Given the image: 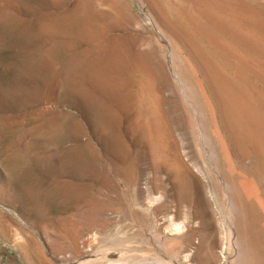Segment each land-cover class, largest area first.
Returning a JSON list of instances; mask_svg holds the SVG:
<instances>
[{"label":"rangeland","instance_id":"rangeland-1","mask_svg":"<svg viewBox=\"0 0 264 264\" xmlns=\"http://www.w3.org/2000/svg\"><path fill=\"white\" fill-rule=\"evenodd\" d=\"M263 100L264 0H0V264L180 258L200 236L157 240L156 222L176 200L157 210L153 187L184 204L206 194L221 219L211 197L213 186L223 194L220 140L230 143L237 118L248 128L251 113L264 120ZM237 140L254 165L252 146ZM88 204L109 217L91 256L51 259L46 239L88 226L75 216ZM35 242L45 251L31 263Z\"/></svg>","mask_w":264,"mask_h":264},{"label":"bare ground","instance_id":"bare-ground-1","mask_svg":"<svg viewBox=\"0 0 264 264\" xmlns=\"http://www.w3.org/2000/svg\"><path fill=\"white\" fill-rule=\"evenodd\" d=\"M224 7H226V6H224ZM225 26H227V25L225 24ZM228 28H230V27H228ZM249 38H251V37L249 36ZM213 40H215V39H213ZM253 44H255V43H253ZM217 52H219V51H217ZM222 58L224 59V57H222ZM245 82H246V80H245ZM223 83L225 84V82H223ZM248 85H250V84H248ZM236 88L238 89V87H236ZM250 91H251V89H250ZM235 93H236V91H235ZM244 97H246V96H244ZM226 98H228V97L226 96ZM261 99L262 98H260V101H261ZM240 100L241 99L239 97L236 99V101H240ZM232 107H235V106H232ZM232 109H234V108H232ZM249 109H250V107H249ZM247 111H248V109H247ZM239 112H241V111H239ZM230 113H232V111ZM236 113L237 112L235 110V115H234L235 117H236ZM232 115H230V116H232ZM256 115L252 114V113L250 115L251 116V122H250V119L248 120V124L250 126H252V127L249 126L250 128H248L245 125L246 123L245 124L242 123L241 122L242 120L240 121V118H239V120L237 118L236 122L234 123L237 126V133L234 134L232 137L230 135H228L229 140H230V143H229L230 145L228 144L226 146L224 143V140H222V139L220 140V138H219V140L221 141V149H220L219 153H220L222 160L224 161V163L226 165V169L224 171L225 174H222V177L220 176V178H219L220 185H221V188L223 190V194L219 196V193H218L216 187L213 186L211 197L215 201V204L217 205V207L219 208V215L221 216V219H219V220L216 219L214 211L212 210V207H211L210 200L207 197H205L206 194L203 197H200L198 199V201L194 204H184L182 199H178L179 200L178 201L177 199L173 198L172 192L168 193L166 189L159 190L157 187H153L152 196H149L148 199H149V201H152V202H155V201L158 202V206L156 207L157 210L160 208L162 209L163 207H165L166 209L169 208V204H170V202H172V199L174 200V202L176 200V203H175L176 205L173 204L175 206L174 209H172V210L170 209L171 211L167 209L166 213L163 212V213H165V214H162L163 217L160 216L161 218L159 217V220L156 222L155 235L157 237V240L163 245L167 241L172 240V239H175V240L179 239L183 243H188L189 238L195 234L199 235L200 239H199V242L197 241L198 243L192 249H187L188 250L187 252L183 253L181 255V257L179 256L180 258L177 257L178 255L177 256L176 255L170 256L168 254H164L163 256L153 258L150 262H153L156 264L157 263L168 264L170 262L175 263V264H180V261H183L184 264H223V261H225V264H229L231 262V258H233L232 251L234 250V252H235L234 256L236 259L235 264H264V120L261 118L257 119ZM247 118H248V116H247ZM231 119H233V117ZM226 131H227V129H226ZM240 135L242 136L243 140H245L246 144L251 145L253 150L256 152L255 154L257 156V159H256L255 164L253 163L254 165H252V166H249L248 164L245 163L246 162L245 158L247 157V154L249 153L248 147L242 145L244 143H242L238 140L235 141L237 139V137H239ZM226 144H227V142H226ZM184 155H186V154H184ZM172 156H173V160H174L175 164L178 165V168L180 169V171L181 170L182 171H189L187 162L184 160L182 154L178 150H175V153H173ZM171 167H173V166H171ZM190 172H191V170H190ZM192 176H193L194 181L196 182L197 186H199L197 189L200 188L201 190H204V188L207 185L202 180L201 176H198L195 173H192ZM184 183H185V181H184ZM229 185L231 186V188H230L231 192H227V190H226V187H228ZM195 189H196V186H195ZM228 191H229V189H228ZM197 197H199V196H197ZM93 198L94 197H92V199ZM99 199L97 198L98 202H100ZM87 201L88 200H86V203H84V204H87ZM101 202H103V200H101ZM105 202H104V204H105ZM139 202H141V201H139ZM107 203H108V201H107ZM94 204H95V202H94ZM101 204H103V203H101ZM88 206H89V204H88ZM106 207H107L106 208V210H107L109 207L108 206H106ZM151 207H153L155 209V205H153ZM170 207H172V206H170ZM89 208H90V206L88 207V209ZM149 208H148V210H149ZM83 209H84V207H83ZM88 209L87 210L84 209V210L88 211ZM94 209H96L98 211L97 208H94ZM113 209H110V210H112L111 213L109 211L110 214H112L114 212ZM114 210L117 211V209H114ZM164 211H165V209H164ZM77 212H76V214H77ZM149 212H147V213H149ZM159 212H161V211H159ZM99 213H100V211H99ZM80 214H81V216H79V214L75 215V216H77L78 220H82V221L85 220V222H87V225H88V222H91L88 226H85V227L79 226L78 229L74 228V229H76V231H75V230H72V228L74 226L72 227L70 225L72 227V228H70L71 229L70 234H71V231H73L72 235H70V234L65 235L64 231L61 234L59 233L60 238L57 240V244L52 245L51 241L46 239V245L45 246L47 247V249L46 248L45 249H46V252L51 259L58 260L61 262L74 263L77 261H81L82 259H84L88 256H91L90 254H92V252L94 251L93 240H95L97 238V235L105 228L104 227V225L106 224L105 222H108L107 219L109 217H108V215L106 216L107 212H105V214L100 213V215L102 214V217H101L97 212H95V210H90L88 212H84L85 215L82 213H80ZM137 214H136L137 217L134 216L136 219L140 218V217H138ZM104 215L107 218H105ZM122 215H124V214H122ZM103 216H104V220L106 219L107 221L102 220ZM121 216H119V217H121ZM151 216H153V215H151ZM112 217H114V213H113ZM112 217H110V219ZM143 218H144V216H143ZM195 218H197L198 220H194ZM125 219L129 220V221L130 220L134 221L133 217H131V216L130 217L125 216V218L123 220H125ZM72 220H70V221H72ZM112 221L113 220H111L110 222L113 223ZM114 222H116V221L114 220ZM111 223H109V225ZM121 223H123V222H121ZM130 224H132V223H129V226H130ZM109 225L107 224V226H109ZM67 227H65V229H67ZM76 227H78V226L76 225ZM60 229H61V227H60ZM44 230H46V229H44ZM67 231H69V230H67ZM221 234H223L222 236L225 237V239H226L225 242L221 241V239H220ZM14 243H15V241H14ZM216 247L220 248V251L218 250L219 252L217 251ZM26 250H28V254L30 256V262L31 263H33L37 259L39 262L42 261L41 257H42V254L44 253L43 251H45V250L40 243L35 242L33 244H30L26 247ZM180 252L181 251H179V255H180ZM128 257H130V256H128ZM89 258H91L93 264H129V263H121L119 261H118L119 263H117V261H116V263L115 262L112 263V261H105L102 258L94 259L93 255ZM46 259L48 260L47 264H51L50 259L48 257H46ZM53 264H55V263H53ZM133 264H137V261L135 260ZM181 264H183V263H181ZM233 264H234V262H233Z\"/></svg>","mask_w":264,"mask_h":264}]
</instances>
